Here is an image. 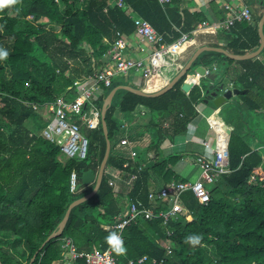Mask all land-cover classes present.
Listing matches in <instances>:
<instances>
[{
	"label": "trees",
	"instance_id": "trees-1",
	"mask_svg": "<svg viewBox=\"0 0 264 264\" xmlns=\"http://www.w3.org/2000/svg\"><path fill=\"white\" fill-rule=\"evenodd\" d=\"M114 1L15 0L0 8V48L9 53L0 61V264H28L35 254L32 264H53L60 259L64 239L72 242L77 253L109 248L116 264H127L129 260L137 264L144 255L148 260L142 264H150L151 259L155 264H264V123L255 118L256 113L264 117V68L255 60L237 61L244 70L239 78L245 81L247 93L238 96L244 128L231 130L227 144L230 173L209 186L206 205L191 192L181 196L180 203L191 221L178 214L169 221L168 228L160 219L133 221L122 234L126 249L122 255L106 242L112 232L103 228L113 224L122 208L109 185V168L121 171L126 181L136 175L127 199L140 200L144 205L151 172L165 183L181 180L173 171L180 153L149 161L145 154L159 151L164 139L171 141L195 117L194 105L202 99L201 93L195 85L190 90L184 88L191 78L186 73L157 98L124 90L115 93L105 114L111 147L100 187L71 210L60 236L41 248L68 206L92 191L94 183L83 185L81 177L87 171L97 174L105 140L100 123L83 128L88 143L85 158H60L59 148L38 135L48 121L31 106L42 107L63 94L70 98L72 90L67 89L75 80L100 70L116 34L128 36L134 32L129 13L146 20L166 43L207 19L204 14L186 10L167 12L157 0H123L129 13L115 6ZM215 13L220 21L224 19L222 9ZM28 15L37 24L26 20ZM206 32L228 41L222 47L234 55H245L259 45L255 25L246 22L235 23L228 31ZM210 57L231 61L222 54L204 52L191 69L209 65L213 60ZM125 84L113 78L109 87H102V94L93 102L97 110L114 87ZM256 89L260 91L254 93ZM141 112L146 122H140ZM168 118L170 130L162 129ZM121 119L128 123V137L148 135L150 139L136 166L117 146L124 133L119 127ZM125 162L129 163L127 168L123 167ZM141 164L144 166L137 172ZM72 172L77 177L74 193L69 183ZM251 177L253 181H249ZM124 187L123 182L120 190ZM193 235L201 238L199 244L185 242ZM75 263L85 264L83 259Z\"/></svg>",
	"mask_w": 264,
	"mask_h": 264
},
{
	"label": "built area",
	"instance_id": "built-area-1",
	"mask_svg": "<svg viewBox=\"0 0 264 264\" xmlns=\"http://www.w3.org/2000/svg\"><path fill=\"white\" fill-rule=\"evenodd\" d=\"M82 1V0H80ZM206 4L213 1L217 2L220 9L224 12V19L221 22L210 23L202 21L195 29L198 32L208 30L228 31L235 23H251L253 21L251 10L244 0H204ZM161 7L172 3V0H157ZM115 6L129 11L123 0H115ZM129 13V12H128ZM129 16L133 20L134 34L139 37L141 43L147 45L137 48V52L145 57H130L127 55L128 43L127 36L117 33L116 40L103 56L102 68L92 75L83 76L72 83L67 91H71L70 98L67 94L56 97L51 103L42 107L32 105V109L42 113L47 119V124L39 132V136L44 140L55 144L59 148L60 156L64 159L85 158L87 151V139L82 134V129H91L100 123V111L94 107L95 94L101 91L102 87L110 86L113 78L127 75L130 72L140 74L146 83L157 80L163 70H168L175 66L176 56L185 48L193 44L192 33H181L180 37L172 43L164 42L163 37L144 19L136 16ZM32 15H28L26 20H33ZM218 64L213 63L210 67L204 68V73L200 75L195 73V77L205 78L211 71H216ZM91 106L89 108L88 106ZM30 106V105H27ZM143 114V112L141 113ZM210 128L215 132L213 141L205 138L200 143L204 149L202 154L195 156L192 166L198 170V179L190 182H169L159 190H151L147 194V205L141 202H132L129 205L126 215L120 214L115 222L109 227L112 234H117L122 239L125 228L133 221L142 218L144 220L160 219L162 225L168 227L171 219L178 215H184L186 220H190L185 209L180 203L182 194L190 191L192 195L202 205L209 201V186L214 184L222 175H228L230 169L228 166L227 144L229 137L224 130H217L213 122H210ZM120 129L124 132L117 144L118 148L126 149L131 146V140L125 136L129 127L126 120L121 119ZM124 135V136H123ZM124 164L123 167H126ZM141 167L139 168V170ZM135 176L130 177V181ZM251 177L249 181H253ZM70 191L75 192L77 186V177L75 172L70 174ZM112 185V183H109ZM162 201H169L168 210H161L158 204ZM167 235L170 231L167 229ZM62 256L65 259L64 264H72L76 259H83L86 264H116L112 257L111 250H95L88 253H77L74 245L69 239H64L62 245ZM148 260L143 256L136 261L142 264ZM155 264V260L151 261ZM127 264H134L129 261Z\"/></svg>",
	"mask_w": 264,
	"mask_h": 264
},
{
	"label": "crops",
	"instance_id": "crops-1",
	"mask_svg": "<svg viewBox=\"0 0 264 264\" xmlns=\"http://www.w3.org/2000/svg\"><path fill=\"white\" fill-rule=\"evenodd\" d=\"M262 1L263 0H244L246 5H248L250 10H251V14H252V18H253L254 22L252 21V23H250V24L252 26L255 25L257 34H258V23H259L261 16L264 13V4H262ZM162 8L164 10H166L167 12L170 11L171 13H173L174 10L177 13H181L184 10H186L188 12L201 13V14H204L207 16V19L205 20L207 22H210V23L221 22L219 20V17L215 13L216 11H220V7L217 4V2H215V1L206 4L204 0H172L171 4L164 6ZM128 12H130V11H128ZM200 23L201 22L197 23L194 30H192V31L181 32V33H189V34L193 32V35H191L193 37V44H191L190 46L185 48L182 52H180L176 56V63H175L174 67H172L168 70H163V72L160 74L161 76L157 80L150 81L149 83H146L140 74L133 73V72H130L127 75L115 77V78L122 79L126 83L125 85H118V86H130L134 89L141 90L144 93L153 94V93L160 91L161 89L166 87L169 82H171V80L183 69V67L190 60V58L193 56L194 52L197 49L202 48V47L221 48V49L225 50L227 53H229L226 49H224L222 47V46L226 45V43L228 41H226L223 38L217 37L216 36L217 34L215 35V34H212L210 32L203 31L204 32L203 34L196 35L198 33V31H196L195 29L197 28L198 24H200ZM262 30H263V35H264V25H263ZM258 36H259V34H258ZM127 43H128L127 55L130 57H135V58L136 57H145V55L141 56L136 51L137 48L140 46H144L147 50H149L147 48V45H145L144 43H141V41L139 40V37L137 35H135L134 32L127 36ZM215 44L220 45V47H214L213 45H215ZM259 45H260V38H259ZM259 45H258V47H259ZM258 47H256L255 50H257ZM254 51H251L247 54H250ZM229 54H231V53H229ZM231 55H234V54H231ZM210 58H213V60L209 65L200 64L197 67H201L204 69L206 67H210L211 64H213L214 62L217 64L220 62H226L225 67H224L225 72L222 73L223 76L221 77L222 80L220 78L216 84H219L220 82H224L225 88H231L232 86H235V84H239L238 87H236V86L235 87L241 91H244L245 93H243V94L247 93V90L245 88H243L245 81L241 80L239 78L244 72V70L241 68L240 64L237 63V61H241V60H231L230 59L232 61L231 62L229 60L226 61L225 59H221L219 57H210ZM251 60H255L264 68V47H263L262 51L259 53V55L255 58L251 59ZM197 67H195L194 69H192L191 72H189L191 78L189 80L185 81V84L189 86V89H187V90H190L192 88V85H195L199 88L200 93H201L202 99L197 104L194 105V109L196 112L195 117H193L190 120L187 128L184 131L179 132L178 134H175L171 141H169V139H167V138L164 139V141L162 142V144L160 146L159 151L149 150L145 154L146 161H149V160H154V158H156V157H161V156L165 157L167 155H171L175 152L180 153L179 154V156L181 157L180 164L178 163L175 167H173V171L175 172L176 175H178V177L181 180H179V181L171 180L169 182H190V183H192V182L196 181L198 179V174H199L198 170L191 165L192 162L187 161L186 159L189 157L194 159L195 156H198L199 154H202L204 152V149L200 144L202 142V140H204L205 138H208L209 140L213 141V139L215 138V132L212 128H210V124H209L210 122H216L218 125L221 124V125L225 126V124H223L220 121V118L215 113V110L217 107H215L212 104V102L204 103V98H205L204 91H205V89L208 88V86L211 83L208 82L207 80H205V78H203V77H200L199 79H197L195 77V73H196L195 69ZM216 84H214V85H216ZM253 91H254V93H256L260 90L256 89ZM182 92L184 93V91H182ZM219 94H221V92ZM243 94H240V95H243ZM240 95H236L232 98H236ZM232 98L230 100H232ZM230 100L226 101L224 104H222L220 107L217 108V109H220V112L222 113V115H226V117L229 115V111H231L230 109L232 107L230 105ZM241 103L242 102L240 100L238 102V104H241ZM215 116H217V118ZM181 117H182L181 114L178 115V118H181ZM139 120H140V122H146L147 121L146 115L144 113L141 114V118ZM260 122L264 123V121L262 122L261 119H260ZM170 124H171L170 119L169 118L166 119L162 123V129L170 130V128H171ZM232 124L234 126L233 128H230L227 126H225V127L229 128L231 131L235 128V123L233 122ZM205 128H206V130H205ZM124 135L127 136V134H124ZM121 137L122 136H120V138ZM128 138H130V137H128ZM130 140H131V146L129 148H127L126 150H124V148H123L122 151L127 153V155L130 157V161L133 164L132 166H136L135 164H136L137 160L141 157L142 151L147 149L149 142H150V139H149L148 135H144V136L136 135V136H133L132 139L130 138ZM124 164H127V166H128L129 163L125 162ZM127 166H126V168H127ZM143 166H144V164H141L137 168V172H140L142 170ZM140 167H141V169L139 170ZM106 173L109 176V183L110 182L112 183L111 186L113 187L114 193L117 195L116 197L118 199H120V201H121V204H120L122 207L121 212L114 218V222H115L116 218L120 214L126 215L128 213L130 203L141 202V201L137 200V199L133 200V201L131 199H129V200L127 199L129 191H130L131 186H132L131 184L136 179L135 174L131 175V176H135L134 180L130 181L129 180L130 178H129L126 181V180H124L123 173L121 171H119L118 169L109 168L106 171ZM123 182L125 184V187L122 190H120V184H123ZM169 182H167V183H169ZM167 183L163 182L162 179H160L158 176H156L154 173L151 172L149 179H148V182L146 184L147 194L151 190H154V191L159 190L161 187H163ZM86 186H88V185H86ZM188 192H190V191H188ZM158 206L160 207L161 210L166 211L169 208V201H162L158 204ZM182 216H184V215H182ZM138 220L147 221V220H144L142 218H139ZM149 221H152V220H149ZM187 221H191V217H190V220H187ZM109 227L104 226L103 228L109 229ZM163 227H165V226H163ZM165 228H168V227H165ZM85 253H88V252H85ZM144 256H146V255H144ZM152 260H154V259L150 260V264H152L151 263ZM129 261H131V260H129ZM64 263H65V259L63 258L62 253H61L60 259L55 261L53 264H64ZM72 264H76L75 260L72 261Z\"/></svg>",
	"mask_w": 264,
	"mask_h": 264
},
{
	"label": "water",
	"instance_id": "water-1",
	"mask_svg": "<svg viewBox=\"0 0 264 264\" xmlns=\"http://www.w3.org/2000/svg\"><path fill=\"white\" fill-rule=\"evenodd\" d=\"M262 4H264V0L262 1ZM263 25H264V13L261 16L259 23H258V34H259V38H260V45H259L257 50H255L254 52H252L250 54L231 55L221 48L202 47V48L197 49L194 52V54L190 58V60L186 63V65L183 67V69L171 80V82H169L166 87H164L163 89H161L160 91H158L156 93L147 94V93L142 92L141 90L134 89L130 86H116L108 93V95L105 97V99L102 103L101 110H100V125H101V129H102V134H103L104 140H105L104 155H103V158L101 160V163H100V166H99V169H98V172L96 175H94L91 171H87L81 177V181H82L83 185H90V184L94 183V187H93L92 191L89 192L87 195L75 200L74 202H72L68 206L61 222L58 224L56 229L47 237L45 242L42 244L41 248L48 241L55 239L58 236H60V234L62 233V231L65 227V224L67 222V219L69 217L71 210L75 206H77V205L85 202L89 198H91L98 191V189L100 187V184H101V181L103 178V174H104V169L106 167V164H107V161L109 158L110 147H111L110 142L108 140V136H107L105 114H106L109 106L111 105V101H112V98L115 95V93L117 91L124 90V91H128V92H131L135 95L146 97V98L160 97L163 94H165L166 92H168L182 76H184L186 73H189L192 71L191 66H192L193 62L203 52L219 53V54L226 56L227 58H229L231 60H241V61L251 60V59L257 57L264 47V35H263V30H262ZM225 64H226V62H222L220 65V68H218V70L211 71L209 74H207L205 76V80H207L211 84L204 91V94H205L204 103L212 102V104L217 108L220 107L222 104H224L226 101L230 100L232 97L245 93L244 91L237 89L235 86H232L231 88H225L224 82H220L219 84H216L217 81L221 78V73L224 70ZM195 71L201 75L204 73V70L201 67H197L195 69ZM221 80H222V78H221ZM214 84H216V85H214ZM184 88L187 90V89H189V86L185 84ZM220 92H221V94H219ZM221 128L226 132V134L228 136L230 135L231 131L229 128H227L223 125H221ZM35 256H36V254L32 257V259L29 261L28 264H32Z\"/></svg>",
	"mask_w": 264,
	"mask_h": 264
},
{
	"label": "rangeland",
	"instance_id": "rangeland-1",
	"mask_svg": "<svg viewBox=\"0 0 264 264\" xmlns=\"http://www.w3.org/2000/svg\"><path fill=\"white\" fill-rule=\"evenodd\" d=\"M31 22L37 24V20H30ZM204 32H198L196 35H200V34H203ZM194 68V66L192 67ZM102 94V91H99L95 94V98H94V101ZM240 101V99L238 97L236 98H232V100H230V105L232 106L231 107V111H229V115L226 117V115H222V113L220 112V109H217L215 110V113L218 115V117L220 118V121L225 124V126L227 127H230V128H233V122L235 123V127L234 129H238L240 127L244 128V126L241 124L242 123V111H241V107L239 108V104L238 102ZM89 108H91V106L89 105L88 106ZM95 107V105H94ZM96 108V107H95ZM97 109V108H96ZM242 109H244V107H242ZM218 112V113H217ZM220 112V113H219ZM246 112V111H245ZM238 115V116H237ZM260 115V114H259ZM258 113H256V119H258V121L260 122V119L261 121L263 122L264 121V117L263 116H259ZM233 116V117H232ZM237 116V117H236ZM217 118V116H215ZM237 118V119H236ZM218 121V120H217ZM219 122V121H218ZM260 124H263L260 122ZM206 130V128H205ZM208 131V130H207ZM127 149V148H126ZM124 149V150H126ZM122 151V149H120ZM60 158H63L60 156ZM179 164H180V161H179ZM170 254V252H169Z\"/></svg>",
	"mask_w": 264,
	"mask_h": 264
},
{
	"label": "clouds",
	"instance_id": "clouds-1",
	"mask_svg": "<svg viewBox=\"0 0 264 264\" xmlns=\"http://www.w3.org/2000/svg\"><path fill=\"white\" fill-rule=\"evenodd\" d=\"M15 3V0H0V8L8 6L10 4ZM8 51L5 49L0 48V61L6 59L8 57ZM200 237L197 235L189 236L186 238V243L191 245H197L200 243ZM106 242L113 247V251L117 255H122L126 252L125 247L123 246L122 239L115 233L110 234L106 237Z\"/></svg>",
	"mask_w": 264,
	"mask_h": 264
},
{
	"label": "bare ground",
	"instance_id": "bare-ground-1",
	"mask_svg": "<svg viewBox=\"0 0 264 264\" xmlns=\"http://www.w3.org/2000/svg\"><path fill=\"white\" fill-rule=\"evenodd\" d=\"M213 124L215 125V127L217 128V130H220V129H222L221 128V124L220 125H218L216 122H213ZM223 130V129H222Z\"/></svg>",
	"mask_w": 264,
	"mask_h": 264
}]
</instances>
